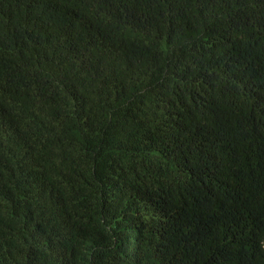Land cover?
Returning <instances> with one entry per match:
<instances>
[{"label":"trees","instance_id":"obj_1","mask_svg":"<svg viewBox=\"0 0 264 264\" xmlns=\"http://www.w3.org/2000/svg\"><path fill=\"white\" fill-rule=\"evenodd\" d=\"M179 2L0 0V264H264V0L204 25L222 65ZM116 55L139 106L97 83ZM188 205L240 236L195 246Z\"/></svg>","mask_w":264,"mask_h":264},{"label":"rangeland","instance_id":"obj_2","mask_svg":"<svg viewBox=\"0 0 264 264\" xmlns=\"http://www.w3.org/2000/svg\"><path fill=\"white\" fill-rule=\"evenodd\" d=\"M211 1L214 3H216L217 1V4L214 5L211 11H209L211 6L210 4L204 1H200L198 3H195V2L187 3L188 0H180V2L176 4V8L181 9L180 12L176 14V20L177 22H181L187 28V32L185 33L186 35H191V33H193L194 36H199L203 38L205 42H209V43L211 42L215 44L216 55H217L216 62L217 64L222 65L223 62L225 61L224 60L225 55L220 57L218 53L223 51L224 44L221 42V44L218 45L216 41V35L214 34V32L212 30L204 29V25L212 22L215 18V14L221 9V0H211ZM165 2L166 4H168L169 0H165ZM192 21H195V25L193 24ZM188 31H190L191 33H188ZM184 47H187V46H184ZM217 48H220V51L217 52ZM169 61L170 59L166 58L162 66V69L164 71L163 73L164 81L169 80V79H176L183 75V73H181L180 65L177 63L169 65ZM105 63L102 64L105 66L101 70L98 69L96 71V79H97V83L99 84V86H101V80H104L109 70L112 69V73H115V76L108 75L107 77L112 78L113 81L116 82L115 83L116 95L121 100V103L128 105V106H135V107L139 106L141 101L138 98L134 97L132 93H130L131 88L129 85V80L133 74V67H134V62L132 58L127 57V58H124V60L122 61V59L117 58V55H116L113 58L105 59ZM112 63H113V66H109ZM180 78L178 79V82L180 81ZM138 81L135 83V86L138 84ZM244 87L247 89L251 88L248 85H245ZM254 100L257 101V98L255 97ZM185 113L188 116H192V117H196L197 119H200V115L193 114L189 106L185 107ZM213 115H215V113H213ZM209 143H210L209 150L210 149L219 150V146L217 145L214 139H210ZM185 208L194 210L195 215L191 216L188 213H187L188 215L186 214L178 215V217L181 219H176V222L184 223L185 226L183 230H185V227L187 225L189 224L193 225L196 222L195 226L191 228L188 233L189 237L192 239L195 246L197 243L191 237L194 234V232H196L197 235H199L201 239L206 240L208 242L219 243L220 241L222 242L226 241L225 243L227 244L229 243L230 240L237 238L241 234V231L238 232V235L231 234V231L235 229H233L232 225L230 224L228 227L226 236L221 239V233L219 231L220 227L218 228L210 227L205 221L206 215L217 217V215H215L216 211L213 208H210L207 206L193 208L191 207V205H188ZM197 213H199V215ZM194 218H196V221L194 220ZM209 231L211 232L208 234V237H207L206 235ZM202 234H204L205 236L204 238H202ZM149 241L150 242H146L142 248L150 249V245H152L153 240L151 239ZM133 257H134V260L136 261L134 254H133ZM187 257L190 258L191 256L188 254ZM181 259H183V256H181ZM119 264H123V263L119 262ZM142 264L144 263L142 262ZM187 264H195V263L187 262Z\"/></svg>","mask_w":264,"mask_h":264}]
</instances>
